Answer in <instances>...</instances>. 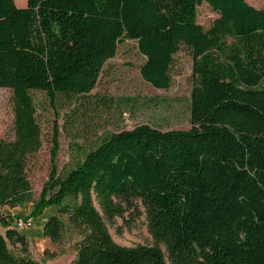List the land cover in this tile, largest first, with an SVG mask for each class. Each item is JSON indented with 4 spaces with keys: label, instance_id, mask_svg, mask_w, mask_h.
<instances>
[{
    "label": "trees",
    "instance_id": "obj_1",
    "mask_svg": "<svg viewBox=\"0 0 264 264\" xmlns=\"http://www.w3.org/2000/svg\"><path fill=\"white\" fill-rule=\"evenodd\" d=\"M218 13L204 28L197 7ZM144 56L143 80L172 83L174 55L192 54L190 128L149 124L105 134L71 169H57L54 126L50 171L33 202L25 156L40 146L31 91L53 101L96 85L121 40ZM0 87L12 92L15 139H0V209L33 202L53 242L80 238L73 264H264V9L246 0H0ZM107 218L139 200L152 245L111 237ZM28 219V216L16 215ZM15 217L2 216L0 264H41L28 254ZM8 241L19 243L15 255Z\"/></svg>",
    "mask_w": 264,
    "mask_h": 264
},
{
    "label": "rangeland",
    "instance_id": "obj_2",
    "mask_svg": "<svg viewBox=\"0 0 264 264\" xmlns=\"http://www.w3.org/2000/svg\"><path fill=\"white\" fill-rule=\"evenodd\" d=\"M24 7L26 0H14ZM264 9V0H246ZM218 17V13L206 2L197 7V22L205 29ZM144 56L135 40L124 39L118 44L116 54L103 65L95 87L76 97L57 94L53 101L42 91L30 92L35 104V118L40 128V148L25 156V174L33 202L38 199L43 183L50 171V154L54 126L58 129L57 169L64 173L73 168L88 149L94 147L108 133L132 129L139 124L166 131L190 128V93L192 89L191 51L182 46L174 55L171 67L172 83L169 88H155L140 75ZM0 139H15L12 92L0 87ZM33 202L15 207L2 206V216H28L30 226L20 228L25 234L28 254L41 264H73L75 244L79 236L65 230L60 241L53 242L43 232L44 219L57 213L55 206L46 208L42 214L31 215ZM94 205L103 216L108 231L115 242L123 246L152 245L147 219L139 200H134L122 215L107 218L96 199ZM23 219V218H19ZM13 221H16V217ZM5 228L0 225V232ZM15 255L21 254V246L8 241ZM167 264H172L165 247L160 245Z\"/></svg>",
    "mask_w": 264,
    "mask_h": 264
},
{
    "label": "built area",
    "instance_id": "obj_3",
    "mask_svg": "<svg viewBox=\"0 0 264 264\" xmlns=\"http://www.w3.org/2000/svg\"><path fill=\"white\" fill-rule=\"evenodd\" d=\"M15 225L17 228H22L25 226H30L31 225V221L29 219H17L15 221Z\"/></svg>",
    "mask_w": 264,
    "mask_h": 264
},
{
    "label": "crops",
    "instance_id": "obj_4",
    "mask_svg": "<svg viewBox=\"0 0 264 264\" xmlns=\"http://www.w3.org/2000/svg\"><path fill=\"white\" fill-rule=\"evenodd\" d=\"M14 245H15V246H20V244H19V243H14Z\"/></svg>",
    "mask_w": 264,
    "mask_h": 264
}]
</instances>
